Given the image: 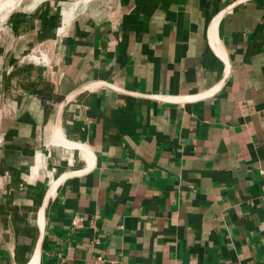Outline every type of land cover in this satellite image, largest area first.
Wrapping results in <instances>:
<instances>
[{
    "label": "crops",
    "instance_id": "0c3cea01",
    "mask_svg": "<svg viewBox=\"0 0 264 264\" xmlns=\"http://www.w3.org/2000/svg\"><path fill=\"white\" fill-rule=\"evenodd\" d=\"M48 2L0 45V264H264V0Z\"/></svg>",
    "mask_w": 264,
    "mask_h": 264
},
{
    "label": "rangeland",
    "instance_id": "374dc122",
    "mask_svg": "<svg viewBox=\"0 0 264 264\" xmlns=\"http://www.w3.org/2000/svg\"><path fill=\"white\" fill-rule=\"evenodd\" d=\"M48 1L52 2L53 0H23L14 10H12L6 15V18H4L5 20L3 19V15L5 14L6 11L5 10L2 11L0 14V45L2 44L5 45L9 40V35L13 33V30L16 27H20V25H15V21H14L15 17L19 16V15L16 16L18 12L21 14V13L29 12L31 10L33 11L35 8L32 6H36L38 4H39L38 6L45 7L44 5L49 3ZM64 6H69V4H64V5L60 4V7L57 9H61ZM54 11H56V9H54ZM33 54L36 56H40V53L39 54L33 53Z\"/></svg>",
    "mask_w": 264,
    "mask_h": 264
},
{
    "label": "bare ground",
    "instance_id": "6f19581e",
    "mask_svg": "<svg viewBox=\"0 0 264 264\" xmlns=\"http://www.w3.org/2000/svg\"><path fill=\"white\" fill-rule=\"evenodd\" d=\"M23 0H0V14L2 11H6L3 15V19L6 18V15L14 10ZM5 20V19H4ZM29 58L34 60L37 63H50V58L48 54L44 52H40V56H36L34 54H30ZM56 192V191H55ZM54 193V192H53ZM39 259L30 260L27 264H39Z\"/></svg>",
    "mask_w": 264,
    "mask_h": 264
},
{
    "label": "built area",
    "instance_id": "2783aa9c",
    "mask_svg": "<svg viewBox=\"0 0 264 264\" xmlns=\"http://www.w3.org/2000/svg\"><path fill=\"white\" fill-rule=\"evenodd\" d=\"M82 222V217L81 216H76L75 219L73 220V223L76 227H79Z\"/></svg>",
    "mask_w": 264,
    "mask_h": 264
},
{
    "label": "water",
    "instance_id": "95a60500",
    "mask_svg": "<svg viewBox=\"0 0 264 264\" xmlns=\"http://www.w3.org/2000/svg\"><path fill=\"white\" fill-rule=\"evenodd\" d=\"M62 1H65V2H76V1H80V0H62Z\"/></svg>",
    "mask_w": 264,
    "mask_h": 264
}]
</instances>
